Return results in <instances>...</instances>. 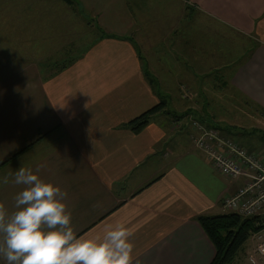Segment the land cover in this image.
<instances>
[{
  "label": "crops",
  "instance_id": "crops-1",
  "mask_svg": "<svg viewBox=\"0 0 264 264\" xmlns=\"http://www.w3.org/2000/svg\"><path fill=\"white\" fill-rule=\"evenodd\" d=\"M75 1L73 12L63 14L83 16L92 38L81 52L64 53L67 67L45 72L47 63L62 61V47L47 48L43 35L34 40L32 24L23 32V55L4 62L11 72L0 68V180L25 167L67 191L79 237L102 238L109 226H125L133 264H210L214 248L196 218L228 213L222 202L242 182L222 176L191 144L199 103L188 95L203 96L213 79L205 72H226L232 91L264 112V0ZM224 35L252 46L240 62L223 67ZM161 101L163 112L178 115L161 111L133 134L128 123ZM257 132L249 138L257 141ZM255 155L264 162L261 152ZM21 190L11 177L0 183V203L9 212ZM259 244L251 236L235 264H249ZM0 264H7L3 256Z\"/></svg>",
  "mask_w": 264,
  "mask_h": 264
},
{
  "label": "rangeland",
  "instance_id": "rangeland-1",
  "mask_svg": "<svg viewBox=\"0 0 264 264\" xmlns=\"http://www.w3.org/2000/svg\"><path fill=\"white\" fill-rule=\"evenodd\" d=\"M74 3L72 2V5L69 6L65 0H0V68H4V71L11 72V69L8 68L9 65L4 64V62H6V58L8 57L14 59L15 56L21 57L23 55L25 52V47L23 48L25 41L24 33L31 28L32 24L35 27L31 31L32 34L36 36L34 40H38L40 36L43 35L47 42V48L58 49L62 47V52L60 53L62 61L56 60L55 63H47L44 65L45 72L49 68L50 71H53L60 69L61 66H66L67 63L64 62V59L68 58H65L66 54L64 53L70 48L81 52L86 46V42H90L88 39L92 38L90 31L84 30L85 28L83 26L85 23L83 16H75L73 14L67 16V14H63L66 9L67 11L69 10V12L71 11L70 9H72L73 12L77 1L74 0ZM76 9L81 10V8L78 7H76ZM37 12H46V14H40L41 16H38ZM60 13H62V15ZM29 22L30 26L28 24ZM69 30L74 32L67 33ZM87 34H90V36L86 38ZM92 34L95 37L96 35H105V33H101L100 31H95ZM73 37L76 38L73 39ZM221 41V49L223 52H221L222 63L220 66L223 67L229 66L231 62L236 61L237 57L238 62H240L248 54L252 46L247 39L239 35L237 36V42L225 35L222 37ZM70 43L73 47L69 46ZM233 44L237 47L236 54L233 50ZM139 50L141 52V49ZM34 52L36 53L37 51L33 49V53ZM48 52L50 51L47 50L46 54H48ZM143 63L145 64V62ZM141 65L145 71V65ZM205 66L208 68L213 66V64H207ZM205 73L208 77L212 76L213 79L206 80L203 96L191 97L192 94H189L190 96L188 95L190 99L192 98L193 101L197 99L199 103V106H197L195 110V116L203 121H214V123L220 127H239L238 129L242 131L241 133H245V131H254V129H256L255 131H258L256 133V135H258L257 141L247 136L245 140L238 143L252 154L259 155L261 152V159L264 160V135L262 134L264 133V120L259 115V112H256L255 106L245 102V99H239V96L232 91L225 75L226 72L218 74L210 71V74L207 72ZM142 75L144 78L146 77L144 72H142ZM151 88L156 94L166 92L162 88L158 90L155 85H151ZM182 92H185V89H182ZM164 95L166 94H162V96ZM184 95H187V93L185 92ZM165 100L167 101L166 98ZM251 106H253V108ZM168 109L169 107L166 106V110ZM168 115L169 117H176L178 114L169 111ZM255 142H257V144ZM241 255L240 251L239 256Z\"/></svg>",
  "mask_w": 264,
  "mask_h": 264
},
{
  "label": "clouds",
  "instance_id": "clouds-1",
  "mask_svg": "<svg viewBox=\"0 0 264 264\" xmlns=\"http://www.w3.org/2000/svg\"><path fill=\"white\" fill-rule=\"evenodd\" d=\"M10 177L22 190L14 211L0 203V256L7 264H133L132 233L125 226H109L102 238L79 237L64 202L67 191L30 168L20 167L0 183Z\"/></svg>",
  "mask_w": 264,
  "mask_h": 264
},
{
  "label": "built area",
  "instance_id": "built-area-1",
  "mask_svg": "<svg viewBox=\"0 0 264 264\" xmlns=\"http://www.w3.org/2000/svg\"><path fill=\"white\" fill-rule=\"evenodd\" d=\"M188 136L218 173L242 182L234 195L223 200V209L245 218L259 216L264 209V162L216 127L198 120L190 121ZM255 236L260 244L248 257L249 264H258L264 256V237L259 232Z\"/></svg>",
  "mask_w": 264,
  "mask_h": 264
},
{
  "label": "trees",
  "instance_id": "trees-1",
  "mask_svg": "<svg viewBox=\"0 0 264 264\" xmlns=\"http://www.w3.org/2000/svg\"><path fill=\"white\" fill-rule=\"evenodd\" d=\"M66 66H61L60 69H64ZM149 83L153 81L146 74ZM239 99H245L239 94ZM245 102L252 104L256 108V112H259L261 118L264 119V112L259 106L245 99ZM165 103L159 102L157 105L146 110L138 117L134 118L128 123V128L133 134H138L147 124L149 119L165 109ZM253 106H251L253 108ZM165 115L169 112L162 111ZM204 123V122H203ZM211 126L216 127L225 136L234 139L241 143L242 140L248 136H252L255 131H242L239 127H220L215 124L214 121H209ZM237 129V130H236ZM242 129V128H241ZM197 223L205 233L208 240L211 242L214 248V257L210 264H235L238 259L239 252L241 251L244 243L254 234L264 229V219L261 216L245 218L236 213H225L213 217L200 216L196 218Z\"/></svg>",
  "mask_w": 264,
  "mask_h": 264
}]
</instances>
